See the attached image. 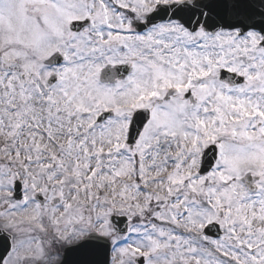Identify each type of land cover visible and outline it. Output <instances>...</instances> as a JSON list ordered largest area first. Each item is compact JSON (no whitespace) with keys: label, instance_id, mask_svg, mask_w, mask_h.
Masks as SVG:
<instances>
[{"label":"snow or ice","instance_id":"obj_1","mask_svg":"<svg viewBox=\"0 0 264 264\" xmlns=\"http://www.w3.org/2000/svg\"><path fill=\"white\" fill-rule=\"evenodd\" d=\"M0 264H264V0H0Z\"/></svg>","mask_w":264,"mask_h":264}]
</instances>
